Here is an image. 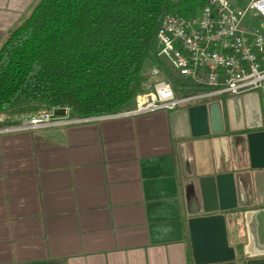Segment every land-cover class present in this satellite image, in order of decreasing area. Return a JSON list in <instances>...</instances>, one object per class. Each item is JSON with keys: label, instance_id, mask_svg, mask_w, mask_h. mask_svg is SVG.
I'll list each match as a JSON object with an SVG mask.
<instances>
[{"label": "crops", "instance_id": "crops-1", "mask_svg": "<svg viewBox=\"0 0 264 264\" xmlns=\"http://www.w3.org/2000/svg\"><path fill=\"white\" fill-rule=\"evenodd\" d=\"M36 2L0 0V47ZM184 118L177 108L1 135L0 264H194L177 150ZM191 141L206 173L213 141ZM235 212L228 243L243 261L261 242Z\"/></svg>", "mask_w": 264, "mask_h": 264}, {"label": "trees", "instance_id": "trees-1", "mask_svg": "<svg viewBox=\"0 0 264 264\" xmlns=\"http://www.w3.org/2000/svg\"><path fill=\"white\" fill-rule=\"evenodd\" d=\"M205 1L37 0L0 47V113L33 104L89 118L132 107L163 17L192 18Z\"/></svg>", "mask_w": 264, "mask_h": 264}, {"label": "built area", "instance_id": "built-area-1", "mask_svg": "<svg viewBox=\"0 0 264 264\" xmlns=\"http://www.w3.org/2000/svg\"><path fill=\"white\" fill-rule=\"evenodd\" d=\"M206 0L192 18L165 15L155 36V64L148 72L150 88L135 97L133 108L113 115L70 118L56 108L36 114L0 113V136L46 127L174 111L215 98L255 91L264 95V0ZM249 17L250 20H247ZM247 27H244V25ZM170 75L181 81L176 90ZM183 96H179L182 93Z\"/></svg>", "mask_w": 264, "mask_h": 264}, {"label": "water", "instance_id": "water-1", "mask_svg": "<svg viewBox=\"0 0 264 264\" xmlns=\"http://www.w3.org/2000/svg\"><path fill=\"white\" fill-rule=\"evenodd\" d=\"M186 114L177 150L193 263L238 264L236 251L228 243L227 221L232 216L237 225L232 213L240 210L250 235L261 242L256 249L248 246L252 251L243 248L244 264H264V131L247 135L248 158L238 161L220 149L222 139H215L224 130L220 102L194 104ZM55 115L64 116L65 109ZM203 137H212L216 160L208 171L203 168L206 173H198L191 139Z\"/></svg>", "mask_w": 264, "mask_h": 264}, {"label": "flooded vegetation", "instance_id": "flooded-vegetation-1", "mask_svg": "<svg viewBox=\"0 0 264 264\" xmlns=\"http://www.w3.org/2000/svg\"><path fill=\"white\" fill-rule=\"evenodd\" d=\"M214 101L220 102L224 116L223 133L215 138L222 139L218 146L232 159L246 162L248 158L246 146L247 135L252 132L264 131V113L262 106H260L258 100L253 98L244 105H241L236 97H223L212 100L211 102ZM209 138L213 141L212 137ZM222 158L223 155L220 154V159L222 160ZM234 213L237 214V212H233L232 214ZM240 260L239 255H236V262L238 264H244L245 260Z\"/></svg>", "mask_w": 264, "mask_h": 264}, {"label": "rangeland", "instance_id": "rangeland-1", "mask_svg": "<svg viewBox=\"0 0 264 264\" xmlns=\"http://www.w3.org/2000/svg\"><path fill=\"white\" fill-rule=\"evenodd\" d=\"M237 3H238V7H244L246 5V0H235ZM247 20H250L249 17L247 18ZM244 27H247V25L245 24ZM158 61H156V59L154 58V62L153 63H149L146 65L145 67V73H144V77H145V82L143 84V87H144V91H147L150 86H151V83H152V79H149V76H148V72L149 70L151 69L152 66H154ZM241 105H244L246 104L250 99H255V100H258L260 106H262V109H263V113H264V95L261 94L260 92L258 91H255V92H252V93H247V94H243L241 96H238L236 97ZM215 99H220V98H215ZM135 100V99H134ZM133 108L132 107H129L127 108L126 110L124 111H128V110H131ZM187 106H181L180 108H178V111H181L182 114L184 115V122L187 118V114H186V110H187ZM70 118H74L73 116H70ZM194 152V151H193ZM196 153V152H194ZM201 157V156H200ZM244 245H246V241H244L243 243V247ZM241 261V260H240ZM241 264V263H240Z\"/></svg>", "mask_w": 264, "mask_h": 264}]
</instances>
